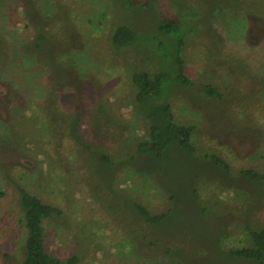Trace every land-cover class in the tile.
Instances as JSON below:
<instances>
[{"label": "rangeland", "instance_id": "obj_1", "mask_svg": "<svg viewBox=\"0 0 264 264\" xmlns=\"http://www.w3.org/2000/svg\"><path fill=\"white\" fill-rule=\"evenodd\" d=\"M130 1L0 0V264L23 260L18 186L60 207L45 245L77 264H258L228 250L264 227V181L241 174L264 173V0ZM163 17L183 23L191 83L172 84L166 100L193 125L196 151L174 147L159 161L137 151L147 126L128 79L135 65L160 69L159 55L141 41L113 49L109 36L122 23L159 35ZM39 32L52 63L33 52ZM133 202L173 212L151 225Z\"/></svg>", "mask_w": 264, "mask_h": 264}, {"label": "trees", "instance_id": "obj_2", "mask_svg": "<svg viewBox=\"0 0 264 264\" xmlns=\"http://www.w3.org/2000/svg\"><path fill=\"white\" fill-rule=\"evenodd\" d=\"M124 1L128 4L126 5L127 9L132 10V1ZM135 4L139 6L150 5L149 3ZM158 33L159 35L146 36L142 32L133 29L132 26L122 23L111 30L109 43L111 48L121 49L134 47L140 41L141 43L148 42L151 44L153 51H157L159 55L160 69L150 71L151 69L146 70L141 65H135L129 71L128 79L134 88V108L143 117L147 126V138H142L137 142V151L150 159L162 161L167 159V154L174 147L180 148L189 154H193L196 149L192 142L193 125L176 120L171 104L166 100L167 91L172 84L187 85L191 83L184 73L182 57L184 50L183 23L175 18H164L158 23ZM144 37L146 38L144 39ZM164 37L172 39V47H169L167 39H163ZM36 41L34 43L36 50H31L34 53L36 52V55H42L49 63H52L54 61L52 53L44 51L48 47L50 50L51 46L45 33L39 32ZM30 47L31 45L28 44L27 48ZM169 60L171 61L170 64ZM65 78L66 76L62 74L59 79L63 82L62 80ZM203 89L210 96L218 94L217 89L211 85H204ZM48 110L52 112L51 107L47 108ZM71 119L74 122V131L70 135L78 137L76 125L79 117L72 115L70 121ZM78 138L81 139L80 136ZM214 158L223 168L228 169L226 161L218 157ZM99 161L108 169L114 165L113 159L107 154L101 153ZM241 174L251 181L259 183L264 181V173L252 169H243ZM18 191L26 229L22 264H77L79 258L76 254L59 258L50 253L45 245V222L53 217H59L62 214L60 207L43 201L21 186H18ZM3 195L4 192L0 190V199ZM132 207L138 216L151 225L163 222L173 212L172 209H169L164 213L153 214L138 202H133ZM246 237L247 244L231 248L228 253L233 257L264 264V227L246 228Z\"/></svg>", "mask_w": 264, "mask_h": 264}]
</instances>
